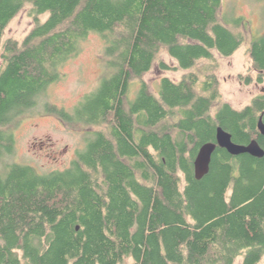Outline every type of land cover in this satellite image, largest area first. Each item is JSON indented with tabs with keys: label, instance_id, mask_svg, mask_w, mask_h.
Instances as JSON below:
<instances>
[{
	"label": "trees",
	"instance_id": "trees-1",
	"mask_svg": "<svg viewBox=\"0 0 264 264\" xmlns=\"http://www.w3.org/2000/svg\"><path fill=\"white\" fill-rule=\"evenodd\" d=\"M222 6V0H0V166L14 155L11 128L41 105L90 34L102 38L108 68L74 112L44 106L65 123L94 129L68 168L40 173L2 163L0 264L263 261L264 158L217 148L209 174L195 178L199 149L216 142L218 127L234 143L256 140L264 150L258 129L264 94L237 110L221 102L216 75L193 71L214 52L228 58L245 44L243 20L229 25ZM26 8L32 30L23 41L5 40ZM162 52L193 72L179 81L165 76L151 92L143 77ZM249 52L263 74L264 37ZM135 79L142 83L132 99Z\"/></svg>",
	"mask_w": 264,
	"mask_h": 264
},
{
	"label": "rangeland",
	"instance_id": "rangeland-1",
	"mask_svg": "<svg viewBox=\"0 0 264 264\" xmlns=\"http://www.w3.org/2000/svg\"><path fill=\"white\" fill-rule=\"evenodd\" d=\"M221 19L232 22L242 19L245 26L240 32L245 36V44L231 57H223L214 52L212 61H200L194 72L204 71L216 75L220 85L221 102L242 110L264 90V73L259 74L254 68L249 52L250 44L255 39L264 37V0H222ZM44 16L42 20H45ZM34 26L29 16V8L23 10L9 25L5 40L12 38L23 41ZM232 29L233 26L231 27ZM165 63L170 70L161 68ZM191 71L179 69L177 61L168 53L162 52L154 68L143 77L150 91H156L160 80L167 76L175 81L181 80ZM201 71V72H200ZM63 78L52 85L41 99V105L32 113L19 118L11 128L16 137L14 155L1 161L34 167L40 173L68 168L77 157L78 151L84 150L88 144L87 136L94 129L82 124H68L57 116L46 113V103L57 105L67 111L74 108L86 94L95 92L104 78L108 77V68L104 57V42L98 34H90L81 43V51L77 57L66 63L61 70ZM251 82L247 83V79ZM262 79V81H260ZM141 80H133L130 97L133 99L141 86ZM215 104L212 112H216ZM130 260L126 264H130ZM236 264H241L238 261ZM260 264H264V259Z\"/></svg>",
	"mask_w": 264,
	"mask_h": 264
},
{
	"label": "water",
	"instance_id": "water-1",
	"mask_svg": "<svg viewBox=\"0 0 264 264\" xmlns=\"http://www.w3.org/2000/svg\"><path fill=\"white\" fill-rule=\"evenodd\" d=\"M2 62L0 60V67ZM260 134L264 136V121L260 117L258 123ZM217 148L226 150L232 156L250 155L254 158H264V150L256 140H252L248 145L236 144L232 135L223 128L218 127L216 132V142L206 143L201 146L194 162L195 178L200 181L210 172L213 155Z\"/></svg>",
	"mask_w": 264,
	"mask_h": 264
},
{
	"label": "flooded vegetation",
	"instance_id": "flooded-vegetation-1",
	"mask_svg": "<svg viewBox=\"0 0 264 264\" xmlns=\"http://www.w3.org/2000/svg\"><path fill=\"white\" fill-rule=\"evenodd\" d=\"M262 94H264V90L262 91Z\"/></svg>",
	"mask_w": 264,
	"mask_h": 264
}]
</instances>
